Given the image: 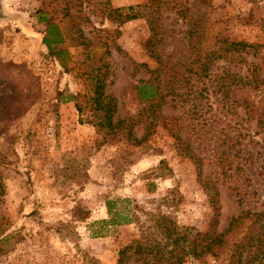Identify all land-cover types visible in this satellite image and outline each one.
Here are the masks:
<instances>
[{
    "label": "rangeland",
    "instance_id": "1",
    "mask_svg": "<svg viewBox=\"0 0 264 264\" xmlns=\"http://www.w3.org/2000/svg\"><path fill=\"white\" fill-rule=\"evenodd\" d=\"M145 1L0 0V60L22 65L0 73V81L34 96L25 113L0 121V264H118V250L146 238L158 213L179 226L211 229L209 194L219 213L214 232L226 231L234 216L264 213V0L161 5L159 48L172 65L169 80L161 71L166 101L149 128L137 123L110 135L89 121V107L80 115L75 100L63 101L79 93L85 106L89 77L100 69L116 115L142 110L136 84L149 73L141 63L158 66L150 30L144 18L121 23L107 13ZM42 17L64 34L67 67L42 43ZM193 28L200 36L187 34ZM230 41L250 45L227 53ZM196 49L220 55L206 74ZM222 75L231 82L225 91ZM112 196L131 198L139 220L91 237L86 224L107 217L104 202ZM252 218L226 232L217 257L185 264H227Z\"/></svg>",
    "mask_w": 264,
    "mask_h": 264
},
{
    "label": "trees",
    "instance_id": "2",
    "mask_svg": "<svg viewBox=\"0 0 264 264\" xmlns=\"http://www.w3.org/2000/svg\"><path fill=\"white\" fill-rule=\"evenodd\" d=\"M167 0H146L143 3L129 5L126 7L110 8L108 17L113 20H118L121 23L144 18L150 30L149 37V53L150 57L154 58L158 66L149 69L146 63H141V66L146 68L149 76L140 78L136 84V93L140 101L144 102L142 110L134 116L119 117L117 113L116 98L112 94L105 92L104 76L100 69L95 74L89 77L90 86L87 88L85 95L87 96V104L82 106L77 101L78 94H69L63 101L75 100L76 108L79 114L89 107L92 118L89 121L94 123L99 129L105 133L114 135L119 132H131L132 127L137 123H143L147 128L153 125L155 119L160 115V107L165 103L167 92H163L161 83V71L167 74L169 80L168 68L172 65L171 55H163L159 48L164 38V30L162 24V16L160 14L161 5ZM182 13L181 10H177ZM45 21V29L43 33L42 43L47 47L48 52L56 56L62 66L67 67V64L60 54L65 52V49L59 47L65 42V37L59 26L45 17L40 18ZM187 34L192 37L200 36V30L193 28L188 30ZM224 41V40H221ZM80 43H85L81 40ZM226 48L227 53L242 49L247 44L246 42L230 41ZM198 56L194 61L199 63V67L206 74L209 63L217 55V50H209L204 55L195 50ZM179 61V60H178ZM180 62V61H179ZM21 70L22 65H17L12 62H4L0 60V73H6L13 69ZM163 69V70H162ZM178 68L176 69V71ZM222 77V86L224 91L231 84L226 83ZM166 78L165 80L168 81ZM5 80V79H4ZM234 80V79H232ZM172 83V82H170ZM5 82L0 81V121L13 120L25 113L33 102V94L31 91L25 92L20 90L15 93L14 88L4 85ZM244 84H248L245 79ZM27 91V90H26ZM202 187L208 189L206 182H202ZM4 193V185L0 179V196ZM210 203L215 209L212 217L211 229L205 232L194 230L191 227L179 226L173 221L168 214L158 213L153 216L154 224L148 226L149 230L144 239H133L118 250V264H128L131 258H134L139 264H185L189 258L199 259L203 256L217 257L219 250L224 246L226 241V232L235 229L241 223L242 219L253 216L249 222L246 232L240 240L235 241L230 248L227 264H264V213L263 211L248 212L241 216H234L224 232H214L213 228L216 225L218 213L217 199L212 194H209ZM107 217L93 220L86 225L91 237H102L116 227L121 225L131 224L139 220V215L133 201L129 197L112 196L107 197L104 202ZM252 213V214H251ZM243 214V213H242Z\"/></svg>",
    "mask_w": 264,
    "mask_h": 264
}]
</instances>
